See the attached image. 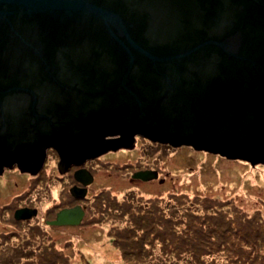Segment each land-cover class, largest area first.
Returning a JSON list of instances; mask_svg holds the SVG:
<instances>
[{"label":"water","instance_id":"water-1","mask_svg":"<svg viewBox=\"0 0 264 264\" xmlns=\"http://www.w3.org/2000/svg\"><path fill=\"white\" fill-rule=\"evenodd\" d=\"M136 135L264 163V0H0V167L34 171L48 148L81 164ZM74 176L84 196L92 174Z\"/></svg>","mask_w":264,"mask_h":264},{"label":"rangeland","instance_id":"rangeland-1","mask_svg":"<svg viewBox=\"0 0 264 264\" xmlns=\"http://www.w3.org/2000/svg\"><path fill=\"white\" fill-rule=\"evenodd\" d=\"M139 136H135L132 147H121L88 159L87 162L94 172V179L90 183L91 189L87 192V197L83 198L82 204L85 206V213L79 223L65 227L46 224L48 233L46 243L55 246L57 250L73 252L74 257L70 264H83L85 260L81 256L93 264L139 263L138 258L140 257L137 260L127 261L128 263L121 257V253L112 239L113 235H110V230L116 226L113 224L114 220L103 217L105 212L103 200H94L95 195L100 192L108 191L111 196L118 199L117 203H110V208L121 205L119 202L124 199L125 195L128 198H134V200L144 199V202L141 203H148V199L156 198V196L163 198L176 193L177 196L183 194L191 199L205 197L204 201H198L200 213L202 208L205 209L201 204L207 202V198H209L215 202H230L225 205L224 209L221 208L227 216H231L230 208L235 204L241 206L250 215L257 213L264 217V181H262L264 163L252 165L243 159L229 158L216 152L196 149L191 145L173 146L168 143L154 142L143 135ZM47 157L46 193H43L38 205L42 206L43 213L46 209V219L49 220L67 199L65 197L68 186L67 176L61 175L58 171L57 163L59 161L54 151H50ZM140 170L156 171L157 176L163 178V181H158L157 177L142 179L135 176L134 174ZM38 190H41V187L35 188V192ZM217 207L220 209L219 206ZM212 208L215 213L214 203ZM113 211L111 213H115L116 218L121 215L120 210ZM119 222L115 221L116 224H120ZM22 233L23 231L20 229L18 237L20 246L27 239L23 237L26 236L25 233ZM246 234L240 235L241 238L250 239L251 236ZM253 239L248 240L251 243L242 239V244L251 248L254 245L252 244ZM35 244L36 242L33 240V244L31 242L28 248L35 249ZM157 244L158 242L156 246L151 245V249L155 250V255L160 256L149 259L152 264H252L253 261L261 262L256 257L247 258L248 256L245 254H248V251L234 252L235 249L230 254L222 252L218 255H207L194 259L192 262L189 257H179L180 253L176 252L168 254L167 257L164 256L159 251L160 245ZM20 246L0 252L2 264H13V262L22 264L23 262H19L23 257L21 254L23 249ZM171 247L167 248L168 252L172 250ZM240 250L242 249L240 248ZM243 255L247 260L241 258ZM148 256H151L150 253ZM142 257L146 256L143 254ZM156 258L161 262H158Z\"/></svg>","mask_w":264,"mask_h":264},{"label":"trees","instance_id":"trees-1","mask_svg":"<svg viewBox=\"0 0 264 264\" xmlns=\"http://www.w3.org/2000/svg\"><path fill=\"white\" fill-rule=\"evenodd\" d=\"M96 199L103 200L102 203L105 205L103 217L114 220L113 224L116 226L112 227L110 235H113L112 239L125 262L137 260L140 257L138 258L140 264H152L149 259L159 258L160 255L154 254L155 250L151 249V245L156 246L158 242L159 251L166 257L176 252L180 253L179 257H189V260L193 262L194 259L207 255H218L222 252L230 254L235 249L234 252L248 251L249 253L245 254L247 258L256 257L261 260L260 263L253 261L252 264H264V217L257 213L250 215L239 205L233 204L230 208L231 216H227L221 208L224 209L225 205L230 203L228 201L215 202L207 198V202L201 204L205 209L202 208L200 213L198 201H204L205 197L191 199L183 194L177 196L176 193L163 198L156 196V198L148 199V203H141L144 199L134 200L125 195L119 202L121 205L117 204L119 206L115 205L113 208H110V203H117L118 199L111 196L108 191L98 193L94 197V200ZM213 203L216 214L213 213V208L211 209ZM113 210L115 212L120 210L121 215L116 218L115 213H111L114 212ZM115 221H120V224H116ZM243 233L255 239L252 241L254 245L251 248L242 244L243 240L247 243L251 241L249 236L250 239L241 238L240 235ZM33 240L36 242L35 249L21 250L23 257L19 262H23L22 264H70L72 262L73 252L70 250L64 252L57 250L53 245L50 246L37 231L34 232ZM170 246L172 250L168 252L167 248ZM149 253L151 256H148ZM143 254L145 258L142 257ZM245 255L241 258L247 260ZM81 258L85 260L83 264H93L84 257L81 256ZM157 260L161 262L160 259ZM13 264L16 263L13 262Z\"/></svg>","mask_w":264,"mask_h":264},{"label":"flooded vegetation","instance_id":"flooded-vegetation-1","mask_svg":"<svg viewBox=\"0 0 264 264\" xmlns=\"http://www.w3.org/2000/svg\"><path fill=\"white\" fill-rule=\"evenodd\" d=\"M137 137H140L137 135ZM136 138V137H135ZM155 142V141H154ZM50 151H54L59 161V154L53 148L45 150V155L41 165L34 169V171H23L17 164L4 165L0 167V252L3 250H12L20 243L18 237L20 236V229L25 233L27 238L21 243L22 249H28L29 245L33 244L34 232L41 234L46 240V207L43 213L42 206L38 205L41 201L43 193H46V159ZM112 151V150H109ZM86 159L81 164L67 163L58 166V171L67 176V198L62 207H71L79 205L82 207L85 213V206L82 204L83 198H86L87 192L91 189L90 183L85 186L86 192L84 196H76L71 191L72 186L84 187L83 183L77 180L74 176V172L82 167L87 168L94 179V172H92L89 162ZM158 181H163V178L157 176ZM39 186L41 190L35 192V188ZM64 198V199H65ZM63 199V200H64ZM62 200V202H63ZM61 203V202H60ZM25 209L23 213L19 215V210ZM57 210V211H58ZM52 219L55 218L56 212ZM51 220V219H49ZM53 226H70L72 224H62ZM30 241V243H29ZM0 253V257H1ZM2 257L0 258V264H2Z\"/></svg>","mask_w":264,"mask_h":264},{"label":"bare ground","instance_id":"bare-ground-1","mask_svg":"<svg viewBox=\"0 0 264 264\" xmlns=\"http://www.w3.org/2000/svg\"><path fill=\"white\" fill-rule=\"evenodd\" d=\"M262 173L264 174V171ZM262 181H264V177L262 178Z\"/></svg>","mask_w":264,"mask_h":264}]
</instances>
